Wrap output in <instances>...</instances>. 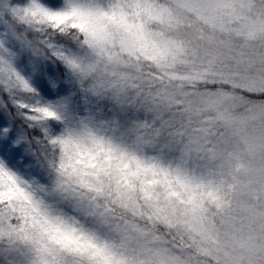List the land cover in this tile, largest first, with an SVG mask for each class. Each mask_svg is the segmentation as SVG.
<instances>
[{"label":"snow or ice","instance_id":"6c2138e0","mask_svg":"<svg viewBox=\"0 0 264 264\" xmlns=\"http://www.w3.org/2000/svg\"><path fill=\"white\" fill-rule=\"evenodd\" d=\"M155 2L209 26L210 65L244 41L235 58L259 71L241 91L264 98V47L247 50L243 5ZM143 7L0 0V264H264V100L248 101L256 131L230 152L209 128L180 134L176 164L129 156L107 136L106 117L134 87L119 52L135 54ZM258 30L264 40V20Z\"/></svg>","mask_w":264,"mask_h":264},{"label":"trees","instance_id":"16d2710c","mask_svg":"<svg viewBox=\"0 0 264 264\" xmlns=\"http://www.w3.org/2000/svg\"><path fill=\"white\" fill-rule=\"evenodd\" d=\"M141 11L146 13L149 19L146 20V28L143 31L131 29L138 35V44L132 60L127 64V74L131 77V82H137V87L130 88L128 91V100L122 105L116 107V111L108 115L109 121L105 131L110 139L121 145L129 156H137L149 161L163 158L165 163L176 164L179 162L177 149L185 142L184 136L193 137L201 134L202 129L209 128L215 136L222 140L225 151H232L240 146L236 139L228 135V132L219 130L218 126L223 119L220 114L230 111L231 113H241L246 123L251 129L257 128V121L252 115L254 105L248 101H259L264 98H258L248 95L241 91L240 87H235L223 82H211L212 80H191V79H166L157 70L156 65L173 57L169 53V47L180 46L182 39L189 37L183 35V32L192 33L193 31L186 24H181L175 19V11L168 8L167 3L149 4L144 0V7ZM145 32L148 35H145ZM192 36V35H190ZM233 40V39H231ZM233 47L238 43V47L243 46L240 41L233 40ZM181 47V46H180ZM239 74H251L245 72L248 66L237 68ZM242 70V71H240ZM254 70L253 73H258ZM244 72V73H243ZM231 73H236L232 68ZM178 88L185 93H220L231 97L233 105H222L217 109H207L197 105V108H190L184 104L185 98L179 96L173 91L171 97H178V103L171 108L163 106L160 91L169 88ZM157 97L155 103L153 97ZM167 98V97H164ZM236 100H241L244 105L237 106ZM190 101V99H189ZM248 106L253 107L248 110ZM222 111V112H218ZM208 114V115H207ZM229 117V116H228ZM219 119V120H218ZM158 131V135H156ZM248 161L242 159L239 161V168L247 166ZM236 162H233V171H238ZM70 183H75V177H69ZM79 207V206H78ZM80 214L85 215L86 208H79ZM76 223L75 220L72 221Z\"/></svg>","mask_w":264,"mask_h":264},{"label":"rangeland","instance_id":"374dc122","mask_svg":"<svg viewBox=\"0 0 264 264\" xmlns=\"http://www.w3.org/2000/svg\"><path fill=\"white\" fill-rule=\"evenodd\" d=\"M231 2L237 5H243L246 15V23L249 26V31L252 33L250 39L247 42V50L253 51L258 48L264 47V40L261 39V33L258 30V26L261 20H264V16L261 15L262 10H264V5L261 4V0H231ZM175 19L182 22L181 24H187L189 28L193 31L192 33L183 32V35L189 38L182 39L183 42L179 43L181 47L185 49L183 55H178L171 57L170 59L163 61L156 65L158 72L166 79L180 78V79H191V80H212L211 82H223L225 84H230L235 87H243V79L252 78L257 73H253L254 70L257 71V66L249 62H237L235 58V53L239 52L242 47H244V41L238 39L243 45L238 47L236 43L233 47V39L229 41L228 47L231 51L225 50L222 55H220L214 63L209 64V52L215 51L209 47V43L206 39L208 35L211 34L210 28L207 24L198 22L195 17L180 19L177 12H175ZM192 35V36H190ZM217 39H220V34H215ZM119 55L121 57V67L120 70L123 74L129 76L127 72V64L132 60L133 55H129L126 50H120ZM248 66L245 72H250L251 74H239L238 69L241 66ZM232 68L236 73H231ZM242 71V70H240ZM130 77V76H129ZM131 79V77H130ZM137 82L132 81L131 84L134 88L137 87ZM175 91L181 97L185 98L184 104L188 108L193 106L197 108V105L204 107L203 113L207 109H217L222 105H234L231 97L220 93H185L178 88L172 87L163 89L160 91L162 97H171V93ZM178 97H175V100ZM190 99V101H189ZM177 106L183 105V102L175 103ZM236 105H244L241 100H236ZM248 110L250 107L248 106ZM222 112V111H218ZM242 113V112H241ZM241 113H231L226 111L223 113L225 116H229L231 123H226L222 120V123L218 126L219 130L228 132L231 138L236 139L239 144L245 135L253 134L256 129H251L246 123L245 117ZM208 115V114H207ZM221 115V114H220ZM221 119V118H219ZM218 119V120H219ZM211 130V129H210ZM208 264H215V261H209Z\"/></svg>","mask_w":264,"mask_h":264}]
</instances>
